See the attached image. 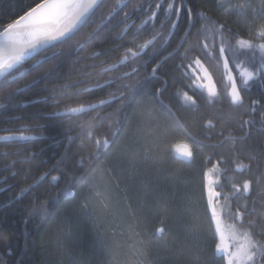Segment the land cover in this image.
I'll use <instances>...</instances> for the list:
<instances>
[{"label":"snow or ice","instance_id":"snow-or-ice-1","mask_svg":"<svg viewBox=\"0 0 264 264\" xmlns=\"http://www.w3.org/2000/svg\"><path fill=\"white\" fill-rule=\"evenodd\" d=\"M166 5V6H165ZM122 0L109 6L107 12L104 11L105 0H39L33 7L28 8L4 25H0V108L5 105H15L21 103L15 100V96L21 91L16 84L18 77H22L25 72L20 70L29 58L35 59L31 66V71L43 69L31 80L26 81L24 89L40 82L45 84V91H50V97L43 98L45 101L51 100L57 104L61 103L59 97H79L82 93H92L94 90H104L105 87L116 85L114 91H109L105 98L98 99L94 103H78L75 106H65L62 110L55 109L50 113L41 116L47 118L54 124H67L71 127H78L80 135L87 133V140L93 145L87 156H81V170L79 176H73L64 188H58L54 196H64L67 200H75L78 209L87 214H93L94 219L103 220L112 213L113 200L111 195V170L107 168L92 167L94 158L106 152L115 143V137L120 134L123 121L120 117L124 114V109L130 107L136 100V96L145 84L156 77L164 65L174 57L178 61L171 69L165 71L159 77L160 87L154 86L155 103L164 110L161 116L164 120L156 118L157 109L151 101L145 99L137 103L135 111V123L129 127V133L125 139L117 146L115 155L130 162L139 159L152 161L155 163L163 158L166 153L173 149L177 158L181 162L193 164L197 156L210 150L203 157L205 164H211L203 172V177L208 178L212 173H224L231 169L220 168L221 164H234V171L239 173L251 172L252 165L255 164L259 175L253 179H243L240 182L231 183L230 190L225 192L224 187L218 180L207 179L202 185V196L205 198V215L208 227L213 237L214 248L211 255L199 246H190L183 243L181 253L187 257L185 264H212V261L219 260L220 264H264V200H257L250 194L255 185L261 189L258 194H264V171H260L264 165V150L257 151L252 148L247 155L248 163L238 161L240 152L237 151L239 141L249 139L253 134L254 126L259 123L260 127L256 131L264 134V92L260 99H253L247 106L248 119H240L236 131L241 135H233V130L222 126L219 133L194 130V126L180 115L181 109L191 112H199L200 104L195 97L197 94L189 95L187 91L176 89L174 98L179 102V107L174 110L172 103H165L164 91L168 85V80L173 81V86L178 79H186L191 83L185 86L192 89L194 86L206 91L208 102L218 99V93L214 88L211 73L205 67V61L211 66L222 68L227 81L230 82L228 97L232 106L241 107L244 105L242 92L250 90L255 77L264 80V0H259L258 4L250 3V0H239L232 3L231 0H215L217 11H221L225 17L237 14V23H248V35L259 38V43L253 39L241 37L238 30H234L232 22L225 20L218 22L213 20L206 12L194 13L191 6L185 0H156L155 8L149 5L145 11L150 15L136 28L131 31L130 25L123 24L130 16L129 12H124V19L113 25L114 13L126 8ZM139 5H133L138 8ZM163 12L164 19L160 21L161 27L169 23L168 35L164 36L163 44L154 47L156 41L163 36V33H155L151 38L142 43H136V39L145 30V26L158 18V11ZM255 15L249 21L248 11ZM175 17V19H172ZM181 20H185L187 28L183 29V35L179 43L171 51H167L169 37L177 29ZM199 25V27H197ZM152 27L155 24L152 23ZM113 28L119 30L112 36L108 48L92 50L87 56L80 55L86 49L91 48L98 39L105 34H111ZM193 29L195 32L193 33ZM125 36L129 38L125 40ZM192 39H189V37ZM126 43L134 44L135 47H124ZM124 48L120 58L109 63L107 60H98L101 56H107L108 52ZM150 49V51H149ZM183 49V52H180ZM259 50V55H257ZM162 52H167L162 55ZM245 57L241 59V57ZM72 58L73 64L87 60L90 63L82 65L84 70L77 75L82 79L77 82L65 83L60 86L47 87L50 79L58 78L56 69L68 58ZM245 64L251 66L245 67ZM47 65V67H45ZM151 65V72L147 76L140 75L142 67ZM127 66L129 71H124L120 75H108L120 67ZM234 69L238 75L234 74ZM191 70V75L189 74ZM202 72L203 76H197ZM16 73V75H13ZM107 76L101 81L99 78ZM87 79H94L91 87L77 88V83H84ZM205 79L208 84H196V80ZM237 80L243 85L240 87ZM119 81V83H117ZM74 89L75 91H69ZM117 106L111 112L101 114L97 109ZM261 110H258V107ZM96 114L88 118V113ZM258 116V119H257ZM17 119H20L19 117ZM107 122V133L96 135L95 130ZM35 128H43L44 125H32ZM215 125L211 120L203 125V128L213 129ZM6 134L0 135V141L32 140L36 137L24 135L23 130L14 133L11 129H3ZM227 131V135H225ZM214 135L220 138L215 139ZM181 138V142L171 144L172 139ZM69 141L73 138L69 137ZM83 147V140L81 141ZM221 150V151H218ZM223 150L232 151L233 159L226 160L222 154ZM8 154L6 153L5 156ZM214 157H217L213 160ZM87 160V166L84 161ZM19 161L5 162L0 160V166L5 169L14 168ZM22 163H30L27 158ZM13 175H18L14 173ZM58 176H52V181H58ZM7 178H5V182ZM37 181L19 188L21 195L30 193L37 186ZM75 189V191H74ZM220 189V190H217ZM7 190V189H5ZM15 198L16 193H12ZM54 201L50 197L45 201H34L29 217L35 219L50 214V206ZM259 204V207L257 205ZM130 223L127 225L128 231L133 239L135 251L132 255L135 260L124 261L123 264H152L149 259L148 250L153 242L160 243L166 232L165 219L167 213L166 203H161L159 213L156 218L161 226H153L149 231V222L146 218L138 215L136 209L130 204L125 205ZM225 218L230 221L225 225ZM4 221L0 220V230L4 228ZM198 224V221H197ZM12 225L9 224V228ZM191 232L198 231L197 227H190ZM147 236V239L143 237ZM172 237V242L176 241ZM168 241H163L161 246H166ZM112 254L118 255V246L111 247Z\"/></svg>","mask_w":264,"mask_h":264},{"label":"trees","instance_id":"trees-1","mask_svg":"<svg viewBox=\"0 0 264 264\" xmlns=\"http://www.w3.org/2000/svg\"><path fill=\"white\" fill-rule=\"evenodd\" d=\"M108 1L105 0V3ZM135 1L144 0H129L126 4L127 6L133 5ZM38 2L39 0H0V25L18 18ZM190 2L196 13L206 12L213 20L221 23L230 20L233 29L238 30L241 37L253 39L259 43L257 36L250 37L248 35L250 24L237 23L236 13L225 17L221 11L216 10L215 0H190ZM231 2L238 3L239 0H231ZM258 2L259 0H250L252 4H258ZM253 15L255 13L249 10V21ZM108 46L102 45V47ZM257 55H259V50H257ZM244 58L241 57V59ZM71 61L72 58H68L56 69L58 78L50 79L47 82L49 89L54 85L60 86L78 81L77 72ZM174 64L175 57L165 65L162 76ZM244 66L251 70L249 64ZM210 71L218 81L216 90L218 99H215L214 102L207 103V95L205 98L203 92L195 86L192 89L186 87V84L191 83L186 79H178L175 86L169 79L161 98L165 103H172L175 110L179 107V102L174 98L177 88L187 91L189 95L196 92L194 98L200 104V111L191 112L181 109L177 115L192 124L194 130L216 134L223 126L225 130L231 128L233 135L239 136L241 133L237 132L236 128L240 119L242 117L243 119L249 118L245 115L247 106L251 100L260 99L261 93L264 92V80L255 77L250 81V90L242 92L244 105L237 107L230 104L227 93L231 85L225 78L226 74H223L222 68L210 66ZM29 80H31V72L18 78L16 84L12 85V87L19 86L21 88V91L15 96V100L21 103L6 104L5 107L0 108V135L6 134L2 131L3 129H11L14 133L23 130L24 135L36 137V139L27 141H0V160L19 161L14 168L5 169L0 166V220L5 222L3 230H0V264H123L124 261L135 260L132 255L135 251L133 239L127 227L131 221L127 216L125 205H132L138 215L146 218L149 222V231H151L153 226H161L156 214L159 213L162 202L167 205V213L164 217L167 230L162 241L159 244L153 242L148 250L152 264H185L187 257L181 253L183 243L194 247L199 246L205 249L209 256L211 255L214 242L205 215V198L202 196V185L208 179L203 177V172L207 168H211L210 163L203 162V157L210 150L206 149L204 153L198 154L196 162L193 164L181 162L174 149L155 163L143 159L133 163L117 158L115 155L117 146L125 139L126 134H130V125L135 123L138 102L145 99L151 101L157 109L156 118L165 119L166 113L161 116L160 114L164 110L155 103L154 86H161L159 79L152 78L149 83L145 84L132 105L123 110L124 114L120 117L123 127L120 134L115 137V143L92 161L93 168L100 167L111 170L113 209L112 213L103 220L94 219L91 213L85 215L78 209L75 200H67L64 196L53 195L58 188H64L73 176H79L80 157L87 156L93 145L87 140L86 132L83 136L80 135L78 127L72 131L67 124H54L47 118L41 119V116L46 113L55 109L62 110L65 106H69L64 102L71 101L74 97L60 96L61 103L59 104L51 100L45 101L43 98L50 97L52 93L45 91V84L40 82L24 89L23 85ZM237 83L243 87L239 80ZM196 84H203V80H196ZM102 91H104V95H101V98L107 96L109 88L106 87ZM102 91L99 90V93L102 94ZM81 95L82 98L87 97V93ZM198 95H200V99ZM116 106L113 104L111 107H105L100 112L101 114L111 112ZM257 107L258 110H261L259 106ZM18 117L20 119H17ZM83 119L87 120L86 116ZM209 120L215 127L213 129L203 128V125ZM35 124H41L44 127H32ZM259 127L260 124L257 123L252 136L237 143V151L240 152L238 161L248 163L247 155L252 148L257 151L264 150V134L256 131ZM107 131V122L105 121L103 126L95 130V134L102 135ZM225 135H227V131H225ZM69 137L73 139L69 141ZM214 138L219 139L220 137L214 135ZM82 140L83 147H81ZM177 142H181V138L177 137L170 141L171 144ZM218 151L221 150L218 149ZM6 153L7 156H5ZM222 154L226 160L233 159L230 150H223ZM26 158L30 160V163H22ZM216 158L214 157L213 160ZM87 163L85 160L84 165L87 166ZM220 168L231 169L222 174L213 173L219 177L218 182L223 185L225 192L230 190L231 183L240 182L243 179L254 180L255 176L259 175L255 164L252 165L251 172L245 173L235 172L232 163L221 164ZM260 171H264V165L261 166ZM14 173H18V175H13ZM52 176H58L60 179L52 181ZM5 178H7L6 182ZM33 181L38 182L34 190L21 195L18 191L19 188L25 187ZM13 192L16 193L15 198H13ZM260 192L261 189L254 185L250 195L258 201L264 200V194H258ZM50 197L54 201L50 206V214L35 219L30 218L29 212L34 201H45ZM224 223L227 225L230 221L225 218ZM9 224L12 225L11 228H9ZM190 227H197L198 231L193 233L189 230ZM173 236L177 238L175 242H172ZM143 238L147 239V236ZM163 241H168L166 246H161ZM113 245L118 246V255L112 254L111 247ZM212 264H220V261L217 259L212 261Z\"/></svg>","mask_w":264,"mask_h":264},{"label":"flooded vegetation","instance_id":"flooded-vegetation-1","mask_svg":"<svg viewBox=\"0 0 264 264\" xmlns=\"http://www.w3.org/2000/svg\"><path fill=\"white\" fill-rule=\"evenodd\" d=\"M128 1L129 0L124 2V0H122V2L124 4H126ZM155 2H156V0L135 1V2H133V5H139L140 7L133 8V5H128L125 9L123 8L122 11H117L116 13H114L115 19L112 20L111 23L113 25L117 24L118 22H120L121 20L124 19V12H129L130 13L129 18L127 20H125L123 24H120V27L123 28L125 24L126 25H130L131 26V31L134 32V31H136L137 26H139L146 19V17L148 15H150V12H147L145 10L149 8L150 4L152 5L153 8H155ZM185 2L187 4H189V6H191V8H192V3L190 2V0H185ZM115 3H116V0H109L108 3H105L104 11L107 12L108 7L113 5V4H115ZM192 10H193L194 13H196L194 8H192ZM157 15H158V18H156L153 22H150L148 25H146L145 26V30L142 32L141 35H139L137 37V39H136V43L137 44L138 43H142L144 40H147V39L151 38V36L153 34L157 33V32L163 33V36H161V38L156 41V44L154 45V47H159L160 45L163 44V38H164V36L168 35V29L170 27V24L169 23H165L163 25V27H161L160 21L164 19V15H163L162 10L158 11ZM172 19H175V17H172ZM152 23L155 24L154 28L152 27ZM185 28H187V23H186L185 20H181L179 25H178V27H177V29L169 37V44L167 45V51H171L173 48L176 47L177 43H179V41H180V37L184 34L183 33V29H185ZM118 30H119L118 28H113L111 34L102 35L98 39V41L96 43H94V45L91 48L86 49L85 52L81 53L80 55L87 56L90 53V51H92V50H98V49H101V48H108L110 46V43L106 44V43H104V41L108 40L109 42H111L112 36ZM192 31L194 33L195 29H193ZM128 38H129L128 36H125V40H127ZM189 39H192V37L190 36ZM173 41H174V43H173ZM102 45H107V46L109 45V46L108 47H102ZM124 47L125 48L126 47H133L134 48L135 45L134 44H130V43H126L124 45ZM123 51H124V48H118L115 51L108 52L107 56L99 57L98 60H107L109 63H113V62L117 61L120 58V55L123 53ZM149 51H150V49H149ZM180 52H183V49H180ZM166 54H167V52H162V55H166ZM38 58L39 57L31 58L29 61L24 63L23 68L21 69V70H24V72H25V70H28V71L25 72V74L28 73V72H31V78L33 76L38 75L36 73H39V72L43 71V69H37V70H35V72H36L35 73V72L30 70L31 66L33 65V63L35 61V59H38ZM177 62L178 61L175 58V63H177ZM86 63H90V61L82 59L80 61V63L74 64V68H75L76 72L78 73V72H82V71H84V72H86V71H99V69H95V70H91V69L84 70V69H82V65H84ZM167 64H165V65H167ZM165 65H164V67H165ZM205 66L210 71V66L211 65L207 61H205ZM45 67H47V65ZM129 70H130L129 67L124 66V67H120L119 69H117L116 71H114L113 73H110L108 75L116 76V75H120L124 71H129ZM147 72H149V73L151 72V65L142 67L140 69V75L141 76H147L148 75V74H146ZM162 72H163V68L160 70V72L157 73L156 77H154V78L158 79L159 77H161L162 76ZM210 73H211L212 78H213L214 88H215V90H217L218 81L214 77V75H213V73L211 71H210ZM25 74L23 76H25ZM189 74L191 75V70H189ZM13 75H16V73H13ZM196 75L197 76H203V73L202 72H198ZM18 78H21V77H18ZM77 78H78V81H80L82 79V77L78 76V75H77ZM107 78H108L107 76H102L99 79L101 81H103V80H105ZM202 80H203V84H207L205 82V79H202ZM94 83H96V80L87 79L84 83H77L76 86H77V88L91 87ZM117 83H119V81ZM115 87H116V85L114 84V85H111L110 87H107V88H109V91H114ZM70 91H75V90L71 89ZM203 94L205 95V98H206L207 92L204 91ZM101 95H104V91H102V94H101V93H99V90H94L92 93H87V97L86 98H82L83 96L81 95L80 97H74L71 101H67V102H64V103L68 104L69 106H75L76 104L81 103V102H83V103H94L98 99H101V97H100ZM105 97L106 96H103L102 98H105ZM198 98L200 99V95H198ZM206 100H207V103H209L207 98H206ZM100 110L101 109H97V111H100ZM103 110L104 109H102L101 111H103ZM95 114H96L95 112H90V113H88L86 118L88 119V118H90L91 116H93ZM71 129L73 131V130H76L78 128L71 127Z\"/></svg>","mask_w":264,"mask_h":264},{"label":"rangeland","instance_id":"rangeland-1","mask_svg":"<svg viewBox=\"0 0 264 264\" xmlns=\"http://www.w3.org/2000/svg\"><path fill=\"white\" fill-rule=\"evenodd\" d=\"M235 74L238 75V71L235 70ZM179 143V142H177ZM176 144V143H175ZM208 179H211V180H219V177L218 176H215L213 173L209 175Z\"/></svg>","mask_w":264,"mask_h":264},{"label":"water","instance_id":"water-1","mask_svg":"<svg viewBox=\"0 0 264 264\" xmlns=\"http://www.w3.org/2000/svg\"><path fill=\"white\" fill-rule=\"evenodd\" d=\"M126 1H127V0H124V2H126ZM30 59H31V58L27 59V61H29ZM27 61H26V62H27ZM26 62H25V63H26ZM205 67H206V66H205ZM208 71H209V70H208ZM21 72H24V70H21ZM209 73H210V71H209ZM211 76H212V75H211ZM212 81H213V78H212ZM205 82H206L207 84L209 83L207 80H205ZM213 86H214V85H213Z\"/></svg>","mask_w":264,"mask_h":264}]
</instances>
